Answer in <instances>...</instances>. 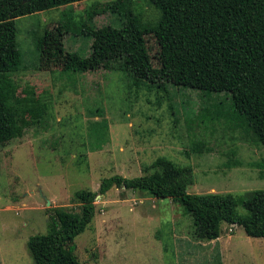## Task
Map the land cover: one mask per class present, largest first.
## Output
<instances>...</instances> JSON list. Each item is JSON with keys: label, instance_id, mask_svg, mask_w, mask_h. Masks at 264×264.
<instances>
[{"label": "rangeland", "instance_id": "374dc122", "mask_svg": "<svg viewBox=\"0 0 264 264\" xmlns=\"http://www.w3.org/2000/svg\"><path fill=\"white\" fill-rule=\"evenodd\" d=\"M159 18L147 0H84L16 21L24 69L11 75L17 134L0 144V264H33L26 244L48 232L50 210L78 213L75 193L97 192L114 175L148 174L157 158L191 169L189 194L264 190V147L229 94L135 85L126 73L103 69L63 71L64 54L87 57L91 39L66 33L62 22L121 30ZM145 41L157 67L158 45L151 35ZM28 101L42 108L40 119L22 114ZM95 207L74 240L81 264H264L262 238L221 223L218 239L199 240L191 216L168 198L112 188Z\"/></svg>", "mask_w": 264, "mask_h": 264}, {"label": "trees", "instance_id": "16d2710c", "mask_svg": "<svg viewBox=\"0 0 264 264\" xmlns=\"http://www.w3.org/2000/svg\"><path fill=\"white\" fill-rule=\"evenodd\" d=\"M84 0H0V144L16 136L17 109L12 104L17 87L11 75L24 69L18 46L19 18L57 9ZM160 12L152 27L116 29L110 26L82 28L62 22L66 33L91 39L89 54L63 56L64 72L100 69L126 73L135 85L163 83L198 92L227 93L234 111L245 119L255 140L264 147V0H147ZM91 20V15H89ZM159 48L152 64L145 36ZM42 40L35 48L40 51ZM22 114L38 120L42 108L28 101ZM27 105V102L26 104ZM41 109V110H40ZM148 174L102 180L98 191L81 190L74 199L79 212L53 209L48 232L29 237L26 247L33 264H81L74 240L91 224L95 199L112 188L139 190L150 196L180 203L193 220V233L202 241L220 236V224L241 227L248 237L264 240V190L232 194H189L193 184L190 168L165 158L146 167ZM246 214L240 215L237 207Z\"/></svg>", "mask_w": 264, "mask_h": 264}, {"label": "water", "instance_id": "95a60500", "mask_svg": "<svg viewBox=\"0 0 264 264\" xmlns=\"http://www.w3.org/2000/svg\"><path fill=\"white\" fill-rule=\"evenodd\" d=\"M25 1H29V0H23V2H25ZM47 204H48V206H49L50 203L48 202Z\"/></svg>", "mask_w": 264, "mask_h": 264}]
</instances>
